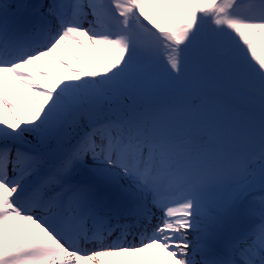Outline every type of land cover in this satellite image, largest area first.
Masks as SVG:
<instances>
[{"label": "snow or ice", "instance_id": "1", "mask_svg": "<svg viewBox=\"0 0 264 264\" xmlns=\"http://www.w3.org/2000/svg\"><path fill=\"white\" fill-rule=\"evenodd\" d=\"M0 264H264V0H0Z\"/></svg>", "mask_w": 264, "mask_h": 264}, {"label": "rangeland", "instance_id": "2", "mask_svg": "<svg viewBox=\"0 0 264 264\" xmlns=\"http://www.w3.org/2000/svg\"><path fill=\"white\" fill-rule=\"evenodd\" d=\"M59 54L63 55L66 59H70V57L68 56V53L66 51H62ZM41 82L43 83V81H41ZM152 255H153V257L158 258L160 261H162L163 259H166L165 254L160 249H153Z\"/></svg>", "mask_w": 264, "mask_h": 264}]
</instances>
